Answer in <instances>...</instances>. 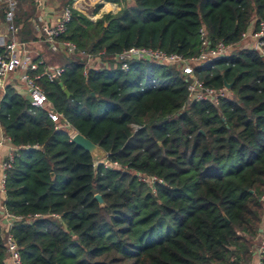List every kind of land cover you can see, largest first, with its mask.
<instances>
[{"label":"trees","instance_id":"trees-1","mask_svg":"<svg viewBox=\"0 0 264 264\" xmlns=\"http://www.w3.org/2000/svg\"><path fill=\"white\" fill-rule=\"evenodd\" d=\"M29 1L30 13L15 12L23 42L38 20ZM107 2L120 11L94 22L74 10L61 40L97 59L100 71L84 75L86 56L52 52L42 38L48 63L66 69L54 83L40 81L50 106H33L13 86L0 102L1 130L25 147L8 171L0 212L59 216L13 225L24 264H251L264 222V54L243 34L259 30L264 0ZM202 28L211 48L232 47L193 63L204 87L232 84L218 105L190 99L193 81L180 65L134 61L120 70L117 55L133 46L199 56ZM75 132L121 168L97 164L72 142ZM7 233L0 213V264H11Z\"/></svg>","mask_w":264,"mask_h":264},{"label":"built area","instance_id":"built-area-1","mask_svg":"<svg viewBox=\"0 0 264 264\" xmlns=\"http://www.w3.org/2000/svg\"><path fill=\"white\" fill-rule=\"evenodd\" d=\"M105 1L106 0H72V4L61 11V18L55 25H40L37 22L34 25L35 28L42 33L44 41L49 45V49L52 52H58L60 49H63L68 55L79 53L82 56H86L88 68L85 69L84 75L88 74L89 69L100 71L95 65H90L91 61L94 59L93 56L79 51L75 43L69 41L61 42V40L68 32L74 10L85 13L90 5L105 3ZM18 5L19 0H0V10H4L8 30L13 36L10 41L0 45V102L3 99L6 88L12 86V83L15 81L21 83L25 87L33 106L44 109L50 106V100L41 86L40 81L47 80L50 83H54L64 76L66 69L56 65H49L43 60L36 59L25 44L17 40L16 35L19 32V28L15 26L14 20ZM243 39H252L254 41V50L259 51L263 55L264 19L259 22V30L256 33H244ZM200 40L203 51L197 57H186L184 55L168 53L150 47L133 46L119 53L116 60L120 65V70L123 72H128L130 70V63L134 61H154L159 64L180 65L188 79L193 81L189 86L190 99L196 102L209 101L214 105H218L221 99L228 96L230 92L229 89L227 87L220 89L204 87L203 84L195 78L193 63L206 61L209 58L225 56L232 47L221 41L215 48H211L210 41L207 38V31L204 28L200 29ZM50 117L54 122H59L61 118L60 115L54 113L51 114ZM60 127V125H57L55 128L60 129ZM135 128L139 129L140 127L135 126ZM3 146H7L8 151L5 159L0 162V194L6 193L8 171L13 168L19 150L25 148L24 146H15L11 137L6 136L3 131L0 130V147ZM100 162L106 167L121 168L118 162L111 163L107 158L97 162V164ZM138 177L142 182L149 185L163 183V181L157 177H141L139 175ZM3 215L7 222L6 225L8 226L6 247L12 264H24L19 245L12 233V227L15 223L34 224L49 217L59 218V216L55 214L35 213L23 216L6 213L4 211ZM263 253L264 239L259 242L255 250L258 264H262L261 260Z\"/></svg>","mask_w":264,"mask_h":264},{"label":"crops","instance_id":"crops-1","mask_svg":"<svg viewBox=\"0 0 264 264\" xmlns=\"http://www.w3.org/2000/svg\"><path fill=\"white\" fill-rule=\"evenodd\" d=\"M52 1L53 0H36L35 7L37 8L38 20L34 21V23H33L34 25L37 22L40 25L53 26L60 20L62 10L59 11L57 9V5L55 6V9L51 8L52 6H50V5H51V3H53ZM108 4L112 5L114 3H110V2L106 3V5H108ZM114 6L116 7V6H118V4H114ZM32 9H33V7H32L31 2L29 0H19V5H18L16 12H21V13H28L29 12L30 13L32 11ZM107 12L112 13V12H114V10H110ZM103 15H105V14H103ZM16 17L17 16L15 15V19H16ZM4 18H5V14H4V10L2 9V10H0V45L1 44L3 45L4 42L6 43V42L10 41L13 37L12 33H10V31L8 30V24L6 22V19H4ZM34 25H33V27L35 29V33L33 34L34 36H32L34 38H32L30 35H29L30 37L26 36V37H28V39H27L28 42L20 41L18 39L19 37L17 35H16V38L19 42L25 44V46L32 52L33 56L36 59L43 60L47 64H49L48 63V57L46 56L47 54L44 56V53H43L44 52V48L42 46L43 45V39H42L43 35L40 31H38L35 28ZM49 65H51V64H49ZM12 86H14L15 88H18L19 90L23 89V91L27 94L25 87L21 83L14 81V83H12ZM0 130H1V128H0ZM7 151H8L7 146L0 147V162L5 159V157L7 155ZM0 178H1V169H0ZM0 213L3 214V211L1 210ZM4 222H5V219H4ZM262 239H264V238L262 237ZM262 239H260V242L262 241ZM10 263H11V260H10Z\"/></svg>","mask_w":264,"mask_h":264},{"label":"water","instance_id":"water-1","mask_svg":"<svg viewBox=\"0 0 264 264\" xmlns=\"http://www.w3.org/2000/svg\"><path fill=\"white\" fill-rule=\"evenodd\" d=\"M60 86L64 90L65 94L70 97L71 93L67 89H65L63 83H60ZM226 87L230 90L232 88V84H226ZM72 142L89 152L95 161L99 162L107 158V153L99 145L95 144L79 132H75L73 134ZM52 176H54V174ZM95 199L102 207L105 206V202L100 194L95 195ZM5 223H7L6 220ZM260 232L263 233L262 230H260Z\"/></svg>","mask_w":264,"mask_h":264},{"label":"rangeland","instance_id":"rangeland-1","mask_svg":"<svg viewBox=\"0 0 264 264\" xmlns=\"http://www.w3.org/2000/svg\"><path fill=\"white\" fill-rule=\"evenodd\" d=\"M54 1H55V2H54ZM52 2H53V3H51V5H50V6H52L51 8L55 9V6L57 5V9H58L59 11H61V10L64 9L63 5H62L58 0H53ZM106 3H109V2H107V0H106L105 3H99V4H97V5H90V6L87 8V10L85 11V13H82V14L86 15L90 20H92V21L95 22V21H97L98 19H100V18L103 16V14L109 13V12H107V11L105 10V5H106ZM110 3H111V2H110ZM100 4H102L103 7L100 9L99 13H98L97 15H95V14H94V11H95V9L97 8V6L100 5ZM112 5H114V4H112ZM120 9H121L120 7L116 6V9H115L114 12H112V13H116V12L120 11ZM97 62H99V61H97V59H93V60L91 61L90 65H92V66L95 65V67H97V66H96V63H97ZM105 159H106V158H105ZM105 159H103V160H105ZM96 162H98V161H96ZM263 199H264V197H263ZM260 230H262L263 233H261V235L258 237V240H257L256 246H255V248H254V257H253V261H252L251 264H258V259H256L257 257L255 256V250L257 249V245H258V243L260 242V239H262V237L264 238V222H263V224H262ZM262 240H263V239H262Z\"/></svg>","mask_w":264,"mask_h":264}]
</instances>
